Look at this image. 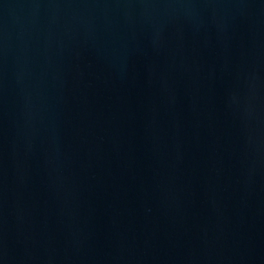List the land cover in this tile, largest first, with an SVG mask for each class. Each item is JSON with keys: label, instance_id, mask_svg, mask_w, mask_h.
<instances>
[{"label": "water", "instance_id": "water-1", "mask_svg": "<svg viewBox=\"0 0 264 264\" xmlns=\"http://www.w3.org/2000/svg\"><path fill=\"white\" fill-rule=\"evenodd\" d=\"M0 264H264V0H0Z\"/></svg>", "mask_w": 264, "mask_h": 264}]
</instances>
